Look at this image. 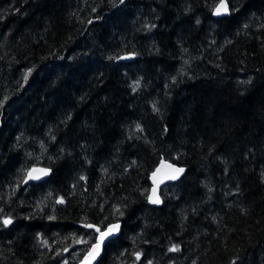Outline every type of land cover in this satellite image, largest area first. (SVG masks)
<instances>
[{"label":"trees","instance_id":"trees-1","mask_svg":"<svg viewBox=\"0 0 264 264\" xmlns=\"http://www.w3.org/2000/svg\"><path fill=\"white\" fill-rule=\"evenodd\" d=\"M220 1L0 0V264H264V0Z\"/></svg>","mask_w":264,"mask_h":264},{"label":"bare ground","instance_id":"bare-ground-1","mask_svg":"<svg viewBox=\"0 0 264 264\" xmlns=\"http://www.w3.org/2000/svg\"><path fill=\"white\" fill-rule=\"evenodd\" d=\"M222 2H225L226 3V5H227V11L226 12H221L220 14H217V11H216V9H217V7L218 6H220L221 5V3ZM229 11V5H228V2H227V0H221L218 4H217V6H216V8H215V10H214V13H215V15H224V14H226L227 12ZM135 59V54L134 53H128V54H123V55H121L120 57H119V61H122V62H129V61H132V60H134ZM162 162H168L170 165H169V167H168V170H172V169H174V168H177V169H183L184 171L183 172H181V173H179V174H175L174 176H176V178L175 179H172L171 177L172 176H168V180H166V181H163V183L160 185V187H159V194H160V190H161V188L165 185V184H167V183H171V182H176V181H178L179 179H181L182 178V176L185 174V172H186V167H184V166H180V165H177V164H175V163H173V162H170V161H168V160H162L157 166H156V168L154 169V171L151 173V175H150V182H151V188H150V190L154 187V183H155V179H156V177H157V174H158V172H159V170H157V168H158V166L162 163ZM33 168H40V169H44V168H42V167H40V166H34V167H32L30 170H29V172L33 169ZM29 172L27 173V175H26V182L27 183H32V182H39V181H42V180H44L45 178H46V176H47V174L44 176V178H42V179H40V180H28V174H29ZM159 175V174H158ZM154 176V181L152 180V177ZM162 179V178H161ZM160 179V180H161ZM160 184V183H159ZM154 190V189H153ZM160 201V200H159ZM148 202L151 204V205H156V204H158V203H154V204H152L151 202V200H150V198H149V195H148ZM114 223H120V231H119V234H120V232H121V222H114ZM111 224H113V223H111ZM110 225V224H109ZM100 233V232H99ZM99 233H98V235H99ZM118 234V235H119ZM98 235H97V237H98ZM117 235V236H118ZM117 236H115V237H112V238H110L108 241H107V243L110 241V240H112V239H114V238H116ZM96 242H97V239H96ZM95 242V243H96ZM106 243V244H107ZM94 244V243H93ZM92 244V245H93ZM106 244L104 245V247H103V250H102V254H103V251H104V248H105V246H106ZM91 245V246H92ZM90 249H91V247H90ZM88 250V252L89 251H91V250ZM88 252L85 254V256L82 258V260L79 262V264H85L86 263V257H87V255H88ZM102 254L100 255V257L102 256ZM100 257H99V259H100ZM98 259V258H97ZM96 259V260H97ZM99 259L94 263V264H97L98 263V261H99ZM93 262V261H92ZM92 264V263H91Z\"/></svg>","mask_w":264,"mask_h":264},{"label":"water","instance_id":"water-1","mask_svg":"<svg viewBox=\"0 0 264 264\" xmlns=\"http://www.w3.org/2000/svg\"><path fill=\"white\" fill-rule=\"evenodd\" d=\"M224 4H226L225 2H223ZM169 163L168 162H162L159 166H158V168H157V170H159V172H158V174H157V177H156V179H155V183H154V187L150 190V192H149V198H150V200L151 201H153V200H155V199H159L160 200V194H159V187H160V185L163 183V181H166V180H168V176H174L175 174H176V169L177 168H174V169H172V170H168V167H169ZM33 169H40V168H33ZM32 169V170H33ZM32 170L30 171V172H32ZM29 172V173H30ZM32 175H39V173H32ZM44 176L45 175H43V176H41L40 177V179H42V178H44ZM162 178V179H161ZM40 179H31V178H29V174H28V180H40ZM161 179V180H160ZM152 180L154 181V176L152 177ZM160 183V184H159ZM154 189V190H153ZM152 204H154L153 202H151ZM116 225H118V228L115 230V231H113V232H111V234L110 235H107L106 237H104V239H103V243H101L100 244V251H99V255H97L96 257H95V259L94 260H92L91 261V263L92 264H94L98 259H99V257H100V255L102 254V250H103V247H104V245L107 243V241L110 239V238H112V237H115V236H117L118 234H119V231H120V223H113V224H110V225H108V226H106L104 229H102L100 232H107V231H109V229L112 227V226H116ZM99 240H100V233H99V235H98V237H97V242L96 243H94L93 245H95V244H97L98 242H99ZM92 245V246H93ZM92 246H91V251H92ZM90 252V251H89ZM89 252H88V254H89ZM88 256V255H87ZM98 258V259H97ZM97 259V260H96ZM86 264V263H85Z\"/></svg>","mask_w":264,"mask_h":264},{"label":"snow or ice","instance_id":"snow-or-ice-1","mask_svg":"<svg viewBox=\"0 0 264 264\" xmlns=\"http://www.w3.org/2000/svg\"><path fill=\"white\" fill-rule=\"evenodd\" d=\"M217 14H220L221 12H226L227 11V5L224 4L223 2L221 3L220 6L217 7L216 9ZM47 169H33L32 172L29 173V178L31 179H40L41 176L46 175L47 174ZM177 174L183 172V169H176L175 170ZM32 173H39V175H32ZM172 179H175L176 176H172ZM62 202V201H61ZM153 203H159V199H155L152 201ZM12 221L10 219H5L3 221L4 224H10ZM87 227L89 228H93L95 226L93 225H87ZM118 228V225L116 226H112L109 231L107 232H100V240L97 244L92 246V251L89 252L88 256L86 257V264H91V261L95 259V257L97 255H99V251H100V244L103 243V239L104 237H106L107 235H110L111 232L115 231ZM96 231L99 232L100 229L96 228ZM171 251H176L178 250V248L176 246H173L172 249H170Z\"/></svg>","mask_w":264,"mask_h":264},{"label":"rangeland","instance_id":"rangeland-1","mask_svg":"<svg viewBox=\"0 0 264 264\" xmlns=\"http://www.w3.org/2000/svg\"><path fill=\"white\" fill-rule=\"evenodd\" d=\"M84 242H85V241L83 240V241L79 242L78 244H80V245H81V244H83Z\"/></svg>","mask_w":264,"mask_h":264},{"label":"flooded vegetation","instance_id":"flooded-vegetation-1","mask_svg":"<svg viewBox=\"0 0 264 264\" xmlns=\"http://www.w3.org/2000/svg\"><path fill=\"white\" fill-rule=\"evenodd\" d=\"M95 242H96V241H95ZM95 242H94V243H95Z\"/></svg>","mask_w":264,"mask_h":264}]
</instances>
